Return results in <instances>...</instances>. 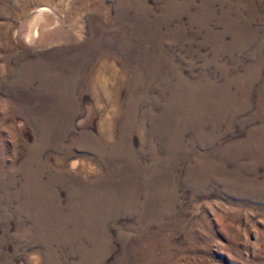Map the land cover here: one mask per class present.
I'll list each match as a JSON object with an SVG mask.
<instances>
[{"label": "rangeland", "instance_id": "obj_1", "mask_svg": "<svg viewBox=\"0 0 264 264\" xmlns=\"http://www.w3.org/2000/svg\"><path fill=\"white\" fill-rule=\"evenodd\" d=\"M0 264H264V0H0Z\"/></svg>", "mask_w": 264, "mask_h": 264}, {"label": "bare ground", "instance_id": "obj_2", "mask_svg": "<svg viewBox=\"0 0 264 264\" xmlns=\"http://www.w3.org/2000/svg\"><path fill=\"white\" fill-rule=\"evenodd\" d=\"M35 25H36V20L34 18L28 25V32H26L27 33L26 36L28 38L27 40L33 39L36 37L38 29H36Z\"/></svg>", "mask_w": 264, "mask_h": 264}]
</instances>
